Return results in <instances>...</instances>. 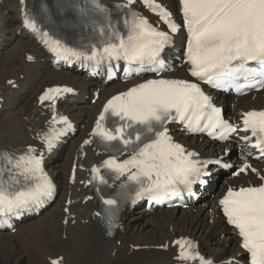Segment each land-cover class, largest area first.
Instances as JSON below:
<instances>
[{
    "label": "snow or ice",
    "instance_id": "6c2138e0",
    "mask_svg": "<svg viewBox=\"0 0 264 264\" xmlns=\"http://www.w3.org/2000/svg\"><path fill=\"white\" fill-rule=\"evenodd\" d=\"M134 2L127 0L124 7H130ZM20 3L23 4L24 0ZM143 3L160 17L169 32L179 30L171 14L156 0H143ZM179 3L188 32L187 60L191 65V76L205 83L214 82L216 87L230 84L242 76L249 81L247 87L264 88V0H179ZM95 9L103 14L102 21H92L103 40L99 45L86 46L90 50L68 47L61 39L42 32L36 19L27 14L23 24L33 33H40L44 42L63 59L71 57L97 65L123 60L129 66L135 65L130 70L136 72L152 71L154 66L163 64L160 57L171 42L169 32L159 30L147 18L130 12V18L124 20L126 34H121L102 5L96 3ZM79 11L85 15V9ZM249 62H254L257 67H246ZM226 77L232 79L226 80ZM71 91L70 88H50L40 101H55L57 96ZM208 108L209 98L198 84L185 80H148L113 96L98 117L92 135L103 141L106 151L121 155L130 151L131 154L124 160L111 156L103 162V167L115 173L117 178L126 177L122 188H128L130 184L137 186L135 200L145 195L155 199L175 194L180 186L190 188L197 180L206 183L201 180L209 175L205 169L220 161L194 159L196 153L186 151L176 143L166 125L175 121L194 131L201 120H206L204 127L214 125L225 129L222 139L227 138V133L237 131L234 126L219 120L217 109L211 108L210 113H205ZM106 114L118 118L119 126H105L102 122L106 121ZM60 122L68 123L63 117ZM243 131L251 132L256 138L252 147L264 156V111L244 113ZM54 139L45 138L49 150L54 146ZM84 143L91 141L85 140ZM33 151L29 148L27 154L17 158L0 154L4 161L0 166V215L19 214L20 210L38 206L52 196L54 185L43 170V157L32 155ZM249 170L264 181V175L247 162L234 174L238 176ZM92 172L101 184L107 183L100 168L94 167ZM103 202L109 206V224H112L115 215L112 210L117 200L105 199ZM219 203L228 224L238 230L241 247L250 254V264H264V183L239 190L229 188ZM175 243L180 249L179 261L197 260L199 264H213L212 260L192 252L191 242L178 240ZM51 264H61V260L53 259Z\"/></svg>",
    "mask_w": 264,
    "mask_h": 264
},
{
    "label": "bare ground",
    "instance_id": "6f19581e",
    "mask_svg": "<svg viewBox=\"0 0 264 264\" xmlns=\"http://www.w3.org/2000/svg\"><path fill=\"white\" fill-rule=\"evenodd\" d=\"M157 1L171 10L177 9L176 0ZM28 7L26 3L21 5L20 0H0V151L12 156L29 148L44 151L40 139L51 111L37 106L36 97L45 87L69 85L77 91L57 108L76 124L77 133L46 156L47 171L56 175L55 201L37 218L18 225L13 234L0 233V264H51L59 257L62 264H191L177 259L179 250L173 241L179 238L191 242L194 252L209 257L213 264L242 262L235 234L225 230L216 200L229 187L247 182L259 184L251 175L234 178L228 173L218 174L219 178L214 180L217 181L214 198L202 196L197 205L187 210L126 211L115 236L105 238L96 221L97 206L84 186L88 168L103 157L84 141L89 138L103 101L134 82L101 89L78 74L52 69L21 27ZM26 55H31L33 61ZM180 72H184V67ZM93 92H97V99L91 103ZM223 104L232 117L250 109H261L264 90ZM175 137L209 157L217 156V151L222 155L231 147L216 146L200 138H184L182 134ZM73 164L76 171L74 179H70ZM254 167L264 175L259 165Z\"/></svg>",
    "mask_w": 264,
    "mask_h": 264
}]
</instances>
